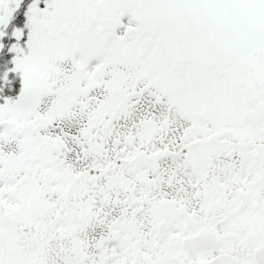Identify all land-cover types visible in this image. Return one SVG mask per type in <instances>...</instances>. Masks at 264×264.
Segmentation results:
<instances>
[{
    "label": "snow or ice",
    "instance_id": "6c2138e0",
    "mask_svg": "<svg viewBox=\"0 0 264 264\" xmlns=\"http://www.w3.org/2000/svg\"><path fill=\"white\" fill-rule=\"evenodd\" d=\"M0 264H264V0H0Z\"/></svg>",
    "mask_w": 264,
    "mask_h": 264
}]
</instances>
